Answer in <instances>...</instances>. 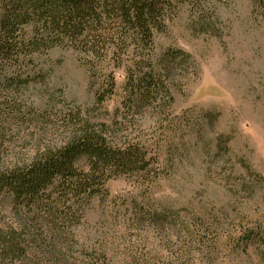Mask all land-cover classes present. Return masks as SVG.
<instances>
[{"label": "rangeland", "instance_id": "374dc122", "mask_svg": "<svg viewBox=\"0 0 264 264\" xmlns=\"http://www.w3.org/2000/svg\"><path fill=\"white\" fill-rule=\"evenodd\" d=\"M168 51L177 57L167 117L146 107L125 116L121 71L114 93L95 102L88 59L73 49L33 56L28 101L57 116L79 109L112 129L116 120L113 137L140 142L149 167L162 168L151 184L107 180L73 231L72 257L76 264H264L259 243L246 239L264 233V18L254 0H184L155 35L157 67ZM43 128L44 142L64 136L59 123ZM23 145L11 149L35 147ZM0 224H18L8 198Z\"/></svg>", "mask_w": 264, "mask_h": 264}, {"label": "trees", "instance_id": "16d2710c", "mask_svg": "<svg viewBox=\"0 0 264 264\" xmlns=\"http://www.w3.org/2000/svg\"><path fill=\"white\" fill-rule=\"evenodd\" d=\"M183 1L0 0V201L8 198L18 215L16 227L0 224V264H76L73 231L91 200L104 195L105 182L126 176L151 184L162 173L159 166L149 167L140 142L113 137L120 122L114 120L112 129L79 109L57 116L28 101L33 56L73 49L88 59L95 102L114 93L115 72L121 71L125 116L146 107L167 117L177 54L165 52L157 67L153 44ZM254 5L264 18V0ZM55 123L64 136L44 142L43 124ZM20 140L25 148L33 143L31 153L11 149ZM254 238L264 254V233H247V240Z\"/></svg>", "mask_w": 264, "mask_h": 264}]
</instances>
